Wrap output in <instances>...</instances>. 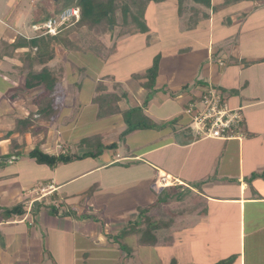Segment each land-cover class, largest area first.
Returning a JSON list of instances; mask_svg holds the SVG:
<instances>
[{
  "label": "crops",
  "instance_id": "1",
  "mask_svg": "<svg viewBox=\"0 0 264 264\" xmlns=\"http://www.w3.org/2000/svg\"><path fill=\"white\" fill-rule=\"evenodd\" d=\"M194 7L200 13L202 7L209 12L208 16H202L203 13L194 15ZM194 7H190V15H185L184 10V13L174 12L175 22L163 24L157 42H151V35L156 33L150 34L144 15L145 32L139 31L140 35L130 32L118 37L117 41L123 42L122 46L125 42L131 45L134 42L130 40L140 36L143 48H158L152 60H146L145 66L132 69V74L114 83L115 77L109 79L102 77L101 73L116 52L115 44L113 54L100 58L101 64L96 66L98 75L92 78L88 87L90 94L84 99V105L94 121L100 117L99 95L112 98L106 99L115 106L104 116L111 127L107 136L116 135V139H120V134L126 129L124 114L132 109H139L141 115L154 125L153 128L130 133L123 142L117 143L116 155H105L104 162H98V158H85L65 164L67 167L61 169L57 166L47 172L39 171L40 176L33 173L26 185L16 181L14 186L21 191L17 195L10 184H4V180L17 173L4 175L5 166L0 169V264H91L93 257L86 242L92 236L104 240L111 231L123 229L125 213L128 212L106 214L110 218L106 217V225L100 226L93 217L98 210L104 211L105 203L101 201L100 194L102 185L97 182L98 191L88 197L86 208L76 203L78 192L67 190L75 181L110 171L112 167L137 175L132 179L133 184H148L145 192L150 198L145 206H183L179 231L173 220L167 230L181 234L182 259L179 264H203L204 261L208 264L222 261H228V264H264V0H210L209 8L198 4ZM189 16L195 19V26H183L184 18ZM131 33L134 35L130 36ZM17 35L26 40L33 36L32 31L28 37L20 35V31L8 30L5 39L0 37V44L13 43ZM178 37L189 42L186 46L164 52V47L170 46V40L166 39L174 42ZM22 51H16L15 55ZM157 57L155 82L151 93L144 94L142 86L149 87V84L141 80L132 81V77L152 66ZM0 60L15 62L12 68L19 73L21 63L16 58ZM120 83L128 86L121 87ZM98 84H101L100 91L97 90ZM73 85L80 91L81 83L73 82ZM206 87L215 88L231 108L240 109L243 119V137L240 140H198L193 137L189 118L183 111L193 99V103L199 105L196 97ZM3 123L0 141L7 137L2 150L6 154L20 150L22 154L18 158L27 156L37 145L30 147L26 144L32 130L23 135L14 132L17 123L14 126L11 115ZM145 131L149 135L145 140L134 139L135 134ZM12 137L19 148H11L12 144H8ZM16 139H21V143ZM82 149L78 156L92 151L89 147ZM18 158L2 161L9 168L21 163ZM32 161H28L29 164ZM87 161L90 162L87 168L73 176V167L70 169V166ZM39 167L48 168L45 165ZM161 174L169 176V180L165 186L157 188L154 183ZM37 181L45 183L41 187L47 189L45 193H37L36 186L32 187ZM94 185L87 184L89 188ZM173 197L182 199L176 201ZM61 203L65 204L64 208ZM14 204L23 206V215L6 219L3 211ZM120 220L124 222L121 225ZM186 232L195 234L189 237ZM107 243L110 247L116 246L115 243Z\"/></svg>",
  "mask_w": 264,
  "mask_h": 264
},
{
  "label": "rangeland",
  "instance_id": "2",
  "mask_svg": "<svg viewBox=\"0 0 264 264\" xmlns=\"http://www.w3.org/2000/svg\"><path fill=\"white\" fill-rule=\"evenodd\" d=\"M176 2V0H163L160 3L150 2L148 4L146 14H144L146 23L149 31H151V33H149H156V35H151V42L159 41L158 35L162 30L163 24L172 25V23L175 22L174 12L175 14L176 11L178 12V4ZM70 3L75 4V1L59 0L58 5H70ZM51 4H53L51 0H0V37L4 36L5 32L8 30H17L18 32L20 31V35L26 34L29 37L31 34L30 27L32 22L30 13L32 12V9L35 11L42 10V7L51 6ZM194 4L195 3L191 0H185L181 6V11L183 13L185 11V15H190L189 9L196 5ZM33 6L35 8H33ZM50 11V9L47 10V14L50 13ZM179 13L180 12H178V14ZM194 13L200 12L195 11ZM200 14H202V16H208L209 12H205L201 7ZM242 15L245 16L243 13ZM116 16L118 19V25H120V13L117 12ZM195 22V19H191L189 16L184 18L182 24L186 27H192L195 26ZM117 27H115L114 31L110 27L109 32L103 31L100 27H95L90 30L89 34H86V28H82L81 32H78L74 30V26L72 27L70 25L67 30L62 32L60 34L61 38L67 37L68 34L72 35V39H75V45L79 48L70 50H66L63 47L55 48V57L48 65L60 72L61 83L49 94H45L41 88L34 89L36 91L32 90L33 93L30 92L31 94H28L29 92L23 85V78H21L22 75L19 76L18 70L12 68L13 65H15V62L8 60L3 62V60H0V72L6 74V76H4L6 78H4L2 76L3 74L1 75L0 73V130L3 129V122H6L7 117L10 115L13 118L14 126L19 120H28V126L32 131H37V135L28 133L26 144L30 145V147H34L37 144L42 151L44 150L46 153L53 152L51 155H58L61 152H65L69 155H78L82 153L84 150L82 148L84 147H89L91 150L98 153L103 149V146L112 143L120 144L121 141L123 142L122 139L117 140L116 135L107 136L106 134L111 130V127L110 121L104 116L109 113L108 111L111 112L112 109L115 108L110 101L105 102L106 104L104 105L98 104V106H100L98 115H101L98 120L94 121L90 118L91 112L86 108V105H84V99H87L90 94V88L88 90V87L90 82L93 81L92 78L98 75V73H96V66L101 64L102 60H100V58L105 59L108 50L112 46H115V44L116 52L109 58L106 69L101 73L102 77H108L109 79L115 77V80L113 81L114 83H116V81H121L125 76L127 77L129 74H132V69H140L142 66H145L146 60H152V56L157 52L158 48H143V41L140 36H136L130 40L131 42H134L131 43V45L126 44L127 42H125L122 46L123 42L120 40L117 41V31L119 30ZM131 32L136 34L138 32L139 34L137 28H132ZM129 35L131 36L134 34L131 33ZM166 40H170L169 42L167 41L170 46H165V49H162L164 52H167L174 47L180 48L183 45L186 46L189 42L188 39L181 37H178L176 40L173 38V40H175L174 42L171 39ZM160 45H162V43H160ZM96 51H99L102 57L94 55V52ZM152 51H154V53L151 55ZM19 54L21 55V53H18V55ZM161 56L163 57L162 54ZM16 64L18 63L16 62ZM73 64L76 65L77 68L73 67ZM151 67L152 66L141 70V72H139L137 76L134 75L132 77L133 80H131L147 82V78L145 79V77H143V79H145L143 80L142 75H146ZM11 75L14 77L11 78ZM86 75L87 78H84ZM10 79L13 81H9ZM82 79L84 80L82 81ZM73 82L77 84L81 83V86L79 87L80 91H78V87L74 85L72 86ZM120 86L127 87L128 85L124 86V84L120 83ZM100 87L101 84H98V91H100ZM142 89H144V94L145 92L146 94L148 92L151 93L150 89L145 86H142ZM141 93H143V90L140 91L139 94L141 95ZM134 98L136 99L135 95ZM47 104L50 107H47ZM197 107H200V104ZM42 109L45 111V114L40 115L39 111H42ZM101 111L103 114H100ZM41 133H44L45 135H40ZM135 135H137L138 138L135 136L134 139L142 140H145V138L149 136L146 131ZM42 136L45 137L41 139ZM91 136L94 137L89 138L88 145H81V140ZM2 137L0 139H2ZM6 137L0 141V169L5 166V169H3L5 171L4 175H6V173H17V175H15L16 177L13 176L4 180V184H10L9 186L14 189V192L17 195L21 191L17 186H14L16 181H22L23 184L26 185L29 182L28 179L32 177L33 173H37V176H40L39 171L47 172L51 169L39 167L34 161L29 164L28 161L31 159L27 156L18 158L22 154V151L20 150H11V152L6 154L5 150H2L5 145ZM16 140L21 143V139ZM8 144H12L11 148L14 146L19 148L18 144L15 145L16 142H14L13 137L8 139ZM104 151L106 152L104 153ZM104 151L102 152L103 155L100 153L97 157L98 162H104L105 155H110V157L116 155V152L112 148H106ZM24 152L26 153V151ZM8 154L9 157H6ZM15 157L18 158V161L21 163L6 168V163H3L2 160H7V158L17 160ZM89 163L90 162L87 161L83 164L71 165L70 169L73 167V176H78V174L82 172V169L87 168ZM60 165H58L60 167L59 169L67 167L65 165ZM17 169H19L18 172ZM64 173L65 172L62 171L63 175ZM62 174L61 176H63ZM134 177L137 178V175L131 174L126 170L122 171L119 167H112L110 171H105L100 174L96 173L75 181L67 190H73L76 193L78 192L77 194L79 195L76 203L80 204L81 207L86 208L84 206L88 201V197L93 196L98 191L97 182L102 185L103 189H101L100 194H102L101 201L105 203L104 211L100 212L98 210L95 214L96 216L93 217L94 220L100 222V226L106 225V217H108L106 214L114 213L116 215L117 213L128 212V214L125 213L126 218L124 219L125 226L123 229L116 232H109L110 234H108V237L103 238L104 240L100 241L97 237L92 236L90 241L88 240V242H86L90 248L89 253L93 257L91 264H170L171 259L173 258L179 262L182 259L180 232H174V246L168 249L161 244L154 246L156 244L154 232L149 228L148 231H145L144 229L146 224L145 220L148 217L149 219H157L159 221L173 220L174 225H177L178 227L175 228L179 231L180 218L184 214L180 213L183 206H181V204H175L176 206L158 205L155 208L145 206L144 203L150 198L148 193L145 192V188H148V184H146V182L139 185H137L136 182L133 184L132 179ZM93 183H96V185ZM44 184L45 183L41 181H37L32 187L34 188L36 186L35 188L38 189L37 193H39V190ZM87 184L94 186L89 188ZM29 189L30 188H27V191H29ZM14 201L15 200H13V203ZM15 205L16 204H14V206ZM63 205L65 204L61 203L62 208H64ZM119 215L120 214H118V216ZM124 222L123 220H120L119 225ZM168 233L169 231L167 230L159 231L158 237L160 238L164 235V241H167ZM186 234L191 237V235L195 233L186 232ZM102 241L105 242L103 243ZM107 241L115 243L116 246L110 247V244H108ZM203 264L208 263L204 261Z\"/></svg>",
  "mask_w": 264,
  "mask_h": 264
},
{
  "label": "trees",
  "instance_id": "3",
  "mask_svg": "<svg viewBox=\"0 0 264 264\" xmlns=\"http://www.w3.org/2000/svg\"><path fill=\"white\" fill-rule=\"evenodd\" d=\"M53 4L51 6H44L42 10H33L31 12V26L39 25L43 22L58 16L61 12H63L67 8L75 7L80 11V17L77 22L72 23L71 26H74V30L81 32L82 28H86L87 33H90L91 29L95 27H100L103 31L109 32L110 27L115 29L118 25V19L116 13H120L121 24L118 25L119 28L117 36L122 37L131 32L132 28H137L140 32L146 31V24L144 21V14L146 8L150 2L160 3L163 0H70L75 1V4L70 3L64 5H58L59 0H51ZM185 0H177L178 4V12H181V6L183 5ZM195 4L204 6L206 8L210 7V0H191ZM35 8V7H34ZM53 8V10H52ZM51 10L50 13L47 14V10ZM193 12L196 9H192ZM197 15L196 13H193ZM67 28H63L59 35L55 37L45 36L37 39L26 40L23 37L17 35L13 41V43L7 45L5 42H1L0 44V59L4 57H8L11 59L16 58L21 66L19 67V73L23 78V85L28 92H31L34 89L41 88L45 94H49L54 91V89L61 83L60 72L56 71V69L50 67L48 64L55 57V48L63 47L66 50L70 49H78L75 45V39H72V35L68 34L67 37L61 38L60 34L67 30ZM88 36V35H86ZM70 39V40H69ZM72 39V40H71ZM18 50H23L21 55L16 54L15 52ZM115 51V46H112L108 52L107 56L113 54ZM94 55L101 56L99 51L94 52ZM102 57V56H101ZM158 57L154 60L152 67L148 70L146 75L143 77L147 78V84L149 87H146L152 90V86L155 82L157 71H158ZM77 68L76 65H72ZM137 76V75H135ZM138 78V77H137ZM208 88L202 92L206 93ZM220 95V94H219ZM221 96V95H220ZM111 99L109 96L99 95L97 101L104 105L106 99ZM114 97V96H112ZM107 99V100H108ZM112 100V99H111ZM147 102V100H146ZM145 102V103H146ZM195 102V99L191 100V104ZM47 107H50L47 104ZM187 107V106H186ZM102 108V107H101ZM52 112V110L50 109ZM39 114H45V111H39ZM100 114H103L102 111ZM108 114V113H107ZM106 114V115H107ZM101 116V115H100ZM27 121V122H25ZM28 120H19L16 124L15 131L19 135H23L25 132L30 131V127L28 126ZM124 122L126 125V129L120 134V139H124L130 133L136 130H150L154 127V125L144 116L141 115L139 109H132L130 112H126L124 114ZM26 123V124H25ZM32 134L36 132L30 131ZM89 138L82 140L81 145H88ZM117 144L112 143L107 146H103V149L96 153L95 151H91L88 153H84L81 156L78 155H69L65 152H61L58 155H51L44 151H42L39 145H36L31 151L28 152L27 157L29 159L34 160L38 165H45L50 169L57 167L60 164H69L71 162L82 160L85 158H97L100 153H102L106 148L115 149ZM6 157H9L6 156ZM2 162V161H1ZM182 197V196H181ZM181 197H173L176 198V201H179ZM182 199V198H181ZM54 209V207H52ZM5 218H11L14 216L23 215V206L16 205L10 209H5L4 211ZM145 231H148V228L154 232L155 237V245L158 244L163 245L165 248H172L174 244L173 233L167 235V241H164V235L160 238L158 237V232L162 230H168L172 225V220L159 221L157 219H147L145 220ZM142 232V231H140ZM179 261L176 259H171L170 264H178ZM217 264H228V261H222Z\"/></svg>",
  "mask_w": 264,
  "mask_h": 264
},
{
  "label": "built area",
  "instance_id": "4",
  "mask_svg": "<svg viewBox=\"0 0 264 264\" xmlns=\"http://www.w3.org/2000/svg\"><path fill=\"white\" fill-rule=\"evenodd\" d=\"M79 17L78 8H67L58 16L42 24L32 25L30 28L33 36L28 39L55 37L64 27L67 28L77 22ZM196 98L199 99L200 107L189 103L183 111L189 118V127L194 138L229 141L240 140L243 137V119L240 109L231 108L215 88L209 87L206 93H200ZM168 180L169 176L158 175L154 186L162 188ZM46 191L47 189L41 188L39 193L43 194Z\"/></svg>",
  "mask_w": 264,
  "mask_h": 264
},
{
  "label": "bare ground",
  "instance_id": "5",
  "mask_svg": "<svg viewBox=\"0 0 264 264\" xmlns=\"http://www.w3.org/2000/svg\"><path fill=\"white\" fill-rule=\"evenodd\" d=\"M161 175H164V174H161Z\"/></svg>",
  "mask_w": 264,
  "mask_h": 264
}]
</instances>
